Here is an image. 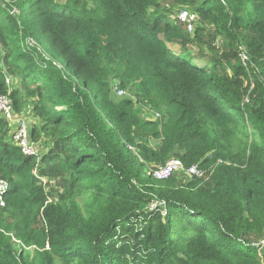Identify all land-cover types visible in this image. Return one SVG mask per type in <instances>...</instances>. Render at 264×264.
Here are the masks:
<instances>
[{
  "label": "trees",
  "instance_id": "trees-1",
  "mask_svg": "<svg viewBox=\"0 0 264 264\" xmlns=\"http://www.w3.org/2000/svg\"><path fill=\"white\" fill-rule=\"evenodd\" d=\"M166 1L193 33L158 0H0V97L15 78L38 150L0 116V264H264V0ZM174 157L210 180L155 179Z\"/></svg>",
  "mask_w": 264,
  "mask_h": 264
},
{
  "label": "built area",
  "instance_id": "built-area-1",
  "mask_svg": "<svg viewBox=\"0 0 264 264\" xmlns=\"http://www.w3.org/2000/svg\"><path fill=\"white\" fill-rule=\"evenodd\" d=\"M179 21L184 28L193 33L195 25L198 22V15L191 11L182 9L179 11ZM10 77H8V84ZM125 90L117 88L115 95L117 98L125 97ZM0 116L4 117L7 121L17 125L14 133V139L19 144L21 151L25 155H34L38 153L36 145L31 141L30 124L24 117L19 115L14 110L13 101L11 99L10 90L7 94L0 97ZM183 172L188 179L198 178L207 182L210 180L212 171L204 170L199 165H193L191 167H185L182 160L179 158H171L163 166L156 167L153 171V176L158 180H165L171 177L175 172ZM9 189V183L7 180L0 179V207L6 206V193Z\"/></svg>",
  "mask_w": 264,
  "mask_h": 264
},
{
  "label": "rangeland",
  "instance_id": "rangeland-1",
  "mask_svg": "<svg viewBox=\"0 0 264 264\" xmlns=\"http://www.w3.org/2000/svg\"><path fill=\"white\" fill-rule=\"evenodd\" d=\"M158 1H159V12L161 14H163V13L166 14L165 20L166 21H170V22H172L174 24L175 23H179V24L182 25V23L179 21L180 8L176 7L174 9H171L170 8L171 6L167 3L166 0H158ZM186 10H189V8H186ZM205 38L207 40H209L211 38L212 41L214 42V45H215L216 49H219V50L224 49V47L227 45V43H229L228 42L229 40L227 38H225L223 35H220L217 32H215L214 28L211 27V26H209L207 28L206 32H205ZM15 82H14V84H15ZM12 83L9 84V86H12ZM112 86H113L112 87L113 88L112 92L114 93L113 98H114L115 101H117V99H119V98L116 97L115 91H116L117 88H119L118 87L119 86V81L113 79L112 80ZM121 89H123V88H121ZM123 90L126 91L125 92V98L126 97L127 98H131L132 100L136 101L135 109L139 113L138 116H139V118L141 120H155V121H158V123L160 125V130L163 131L165 129L166 122L168 120V111H167L166 107L163 104L154 101L152 97L144 95L145 92L143 90L135 89V88L132 91L129 88L128 89H123ZM139 97H140V99H139ZM26 114H27L28 119L31 120V116L29 115V111L28 110H26ZM41 149H43V147ZM177 173H179V175H182L184 177V180H188L183 175V173H181L180 171L177 172Z\"/></svg>",
  "mask_w": 264,
  "mask_h": 264
},
{
  "label": "crops",
  "instance_id": "crops-1",
  "mask_svg": "<svg viewBox=\"0 0 264 264\" xmlns=\"http://www.w3.org/2000/svg\"><path fill=\"white\" fill-rule=\"evenodd\" d=\"M13 82V83H12ZM14 82H15V78H13V77H10V80H9V84H11L12 83V86H9V90L10 91H12L13 90V88H15V84H14ZM16 83V82H15ZM28 110H30L29 108H28ZM23 113H25V111L23 112ZM31 113V112H30ZM25 115V114H24ZM33 119V118H32ZM29 121V120H28ZM33 121H34V119H33ZM32 122V121H31ZM30 122V123H31Z\"/></svg>",
  "mask_w": 264,
  "mask_h": 264
}]
</instances>
